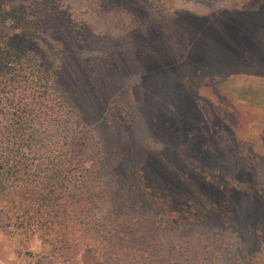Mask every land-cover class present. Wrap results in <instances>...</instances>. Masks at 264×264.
<instances>
[{
	"label": "rangeland",
	"instance_id": "374dc122",
	"mask_svg": "<svg viewBox=\"0 0 264 264\" xmlns=\"http://www.w3.org/2000/svg\"><path fill=\"white\" fill-rule=\"evenodd\" d=\"M19 1L94 136L79 264H264V0ZM34 230L0 214V264L50 256Z\"/></svg>",
	"mask_w": 264,
	"mask_h": 264
},
{
	"label": "trees",
	"instance_id": "16d2710c",
	"mask_svg": "<svg viewBox=\"0 0 264 264\" xmlns=\"http://www.w3.org/2000/svg\"><path fill=\"white\" fill-rule=\"evenodd\" d=\"M14 3L0 2V214L24 232H55L50 256L29 253L32 263L79 264L76 204L84 199L76 189L94 136L73 124L56 91L55 67L41 44L46 13ZM66 192H75V205ZM21 193L35 197L28 203Z\"/></svg>",
	"mask_w": 264,
	"mask_h": 264
}]
</instances>
